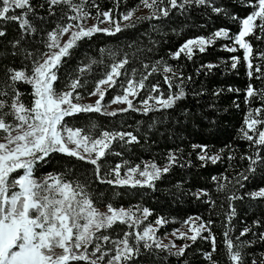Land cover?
Segmentation results:
<instances>
[{"label":"trees","instance_id":"obj_1","mask_svg":"<svg viewBox=\"0 0 264 264\" xmlns=\"http://www.w3.org/2000/svg\"><path fill=\"white\" fill-rule=\"evenodd\" d=\"M177 4L183 7L172 8L169 0H158L154 14L141 0H71V6L30 0L31 11L10 10L8 15L22 16L31 27L24 30L16 21H0V31L5 33L0 37V101L6 105L3 111L10 112L17 93L21 103L32 106V85L23 80L14 82L11 76L15 71L31 76L36 63L48 52L49 34L75 23L69 19L77 15L72 7L82 6L97 25L105 21L102 13L108 12L110 30L114 32L118 24L121 31L114 35L97 32L77 41L56 69L53 86L57 93L66 92L71 81L79 79L81 86L76 93L79 100L85 99L113 64L127 60L116 85L105 90L101 112L78 113L66 117L65 123L94 138L104 131L130 133L137 138L136 142L128 143V136L112 142L109 154L98 162L100 179L96 166L61 153L38 161L34 178L42 180L51 174L65 182L84 185L96 208L111 205L135 213H143L146 208L151 213L144 220L146 225L157 219L164 221L156 231L160 237L177 231L190 218L199 217L198 225L203 223L207 228L201 230L195 242L185 244L182 256L155 245L146 249L143 242L137 244L127 224L116 223L96 233L97 237H108L103 244L111 251L125 238V233L129 234V244L139 252L124 264H232L226 240L232 241L233 251L241 253L243 264H264V197L255 195L264 189V144L255 143L259 132L264 131V31L254 26L253 33L245 37L252 49L249 61L244 60L243 50L234 42L242 20L256 9L258 0H208L204 5L196 0H177ZM216 8L220 11H214ZM160 9H167L169 15H161ZM129 11L134 13L131 20H123ZM255 23L259 25V19ZM217 31L227 32L228 36L216 37ZM200 38L212 41L205 45L204 52L195 48L191 59L184 53L175 58L185 42ZM230 48L236 51H229ZM209 64L214 67L209 69ZM165 67L170 71L166 73ZM129 80L144 82L132 107L112 111L116 112L114 116L102 114L107 112L105 106L123 94ZM153 86L158 91H153ZM249 87L255 93L252 97L247 96ZM181 90L184 96L174 99L169 108L153 104L145 113L144 108L137 107L149 96L167 99ZM4 119L9 124L16 123L11 115ZM246 119L259 123L249 130ZM245 133L252 140L246 139ZM170 156L174 160L170 161ZM211 157L218 159L213 162ZM252 160L256 163L252 164ZM151 164L169 168L151 187L106 182L114 181L112 170L117 165L124 171ZM22 174L21 170L13 176ZM245 229L248 231L241 236ZM213 238L216 251L209 261L206 254L212 252ZM101 240L94 239L90 248ZM100 254L90 259H97ZM108 260L109 256H105L97 264H107Z\"/></svg>","mask_w":264,"mask_h":264},{"label":"snow or ice","instance_id":"obj_2","mask_svg":"<svg viewBox=\"0 0 264 264\" xmlns=\"http://www.w3.org/2000/svg\"><path fill=\"white\" fill-rule=\"evenodd\" d=\"M84 2L85 0H82V3ZM48 3L50 5L63 3L71 6V0H48ZM141 3L145 8L153 10L155 14L158 0H141ZM196 3L204 5L208 3V0H196ZM169 4L172 8L183 7V5L177 4V0H169ZM12 9L31 11L30 0H0V21H16L21 29L29 30L31 26L27 19L22 16L8 15ZM72 11L77 15L69 17L71 20L87 18L89 15L83 11L80 5L72 7ZM214 11L219 12L220 9L216 8ZM133 14V11H129L123 16V20L130 21ZM160 14L167 17L169 12L167 9H160ZM102 15L106 21L112 22L108 12H104ZM257 19L260 21L259 25L255 23ZM254 26H258L261 31H264V0H258V6L242 20L241 30L235 36L234 42L244 49L245 61H249L252 52L249 43L245 42V37L253 33ZM73 27V25L59 27L58 32L49 34V49H58V51L46 53L43 62L36 63L31 76H26L23 71H15L11 76V80L14 82L23 80L32 85L34 89L32 106L29 108L21 103L18 93L16 100L10 105V112L3 111L6 105L0 101V133H4L2 137L4 142H0V264H69V261L97 264L98 260L105 259L107 253H102L97 259H90L87 254L88 246L93 243L94 239L108 240L107 236L97 237V232L101 229L111 228L117 222L127 224L128 227L138 226L140 223L139 219H133L135 213L131 209L117 210L108 205L106 213L98 211L94 207L90 194L85 191L84 185L65 182L61 177L51 174L43 180L34 178V165L38 161H44L52 153H61L96 166V175L100 179L98 162L109 154L108 150L112 142L116 139L124 140L125 136L129 138L128 143L136 142L137 139L130 133H109L107 131L94 138L82 129L66 126V117L82 112H101V101L104 99L106 90H101V86H115L117 78L122 74L120 69L128 63L127 60H123L113 64L106 76L97 82L96 90L91 93V95H99V99L94 105H81L74 102V100L81 99L80 95L76 93L77 88L81 86L79 79L71 81L68 85L69 91L57 93L53 86L57 80L56 69L61 65L62 58L70 55V49L76 45L77 41L91 37L97 32L114 35L121 31L118 24L114 32L95 25L88 28L75 25L78 30L70 32ZM69 33V39L61 45L59 35ZM4 35L5 33L0 31V37ZM215 36L226 37L228 33L217 31ZM210 43H212L211 39L207 41L203 38L188 40L175 53V58H179L181 53H184L191 59L195 48L198 47L200 52H204L205 45ZM228 50L236 51L235 48ZM247 66L250 69L253 67L250 62ZM207 67L211 69L214 65L209 64ZM232 67L235 68L236 63H233ZM80 71H84V69H80ZM164 71L167 73L170 69L165 67ZM143 79L146 80L147 76ZM165 81L171 86L168 77L165 78ZM137 88H144L143 80L138 84L129 80L124 89V95L117 96L112 103H124L128 105V108H131L132 101L128 97L135 96ZM152 90L158 91V88L153 86ZM254 94L253 88L249 87L247 96L252 97ZM183 96L184 92L181 90L175 97L156 99L158 104L169 108L173 105L174 99L178 100ZM151 99L153 97L149 96L147 100L143 101L145 113L150 110L148 100ZM127 110L123 109L122 111ZM102 114L114 116L116 112ZM8 115L14 118L15 124L6 122L4 117ZM245 123L248 125V129L252 130L259 121L246 119ZM245 137L252 140V136L247 133H245ZM255 143L264 144V131L259 132V139ZM200 158L205 159V156ZM211 159L215 162L218 157H211ZM169 160H174V157L170 156ZM251 163L255 164L256 161L252 160ZM21 170L22 175L13 176V173H18ZM112 171L117 179L116 181H106L107 183L119 185L131 183L132 186L151 187L153 181L159 179L162 173H167L169 168L160 169L155 164L146 165L144 170L139 171V175L145 177L143 181H133L131 176L127 179H120V165H117ZM137 171V168L130 169V172L133 173ZM255 195L264 197V189ZM149 215H151L150 211L146 208L143 209V217L146 219ZM198 219L199 217L196 218V220ZM155 223L161 225L164 221L157 219ZM185 223L189 224V232L193 234L187 236L186 233H181V236H187L193 242L197 240L201 230L207 231L203 223L193 226L194 221L191 218ZM247 231L245 229L241 232V236L245 235ZM127 237L128 234L125 233V238L118 242L123 247L116 248L115 255L107 261V264H124L134 254H138L139 249L131 246ZM135 239L137 244L143 241V247L146 249H151L153 244L156 248L166 249L168 247L155 240V230L152 227H145L143 233L138 234ZM186 247L187 245L179 248L175 255L182 256ZM226 247L232 264H243L241 253L233 251L234 245L231 240H226ZM57 249L61 251L58 252ZM215 251L216 242L213 238L212 252L206 254V259L212 261V253ZM98 252H101V248L97 244L95 251L90 255L96 256Z\"/></svg>","mask_w":264,"mask_h":264},{"label":"rangeland","instance_id":"obj_3","mask_svg":"<svg viewBox=\"0 0 264 264\" xmlns=\"http://www.w3.org/2000/svg\"><path fill=\"white\" fill-rule=\"evenodd\" d=\"M70 25H73L74 26L72 29H70V32L71 31H77L78 30V28H76L75 25H80V26L85 27V28H88V27H91V26L95 25V26H98L99 28H107V29H110V26H109V22L108 21L105 20L102 24L97 25L96 23H94V21L92 19H90L88 17L87 18L77 19V20H75V23H72ZM69 36H70V33L69 34L59 35V42H60V44L62 45L64 42H66L69 39ZM49 43H50V41H49ZM242 50L244 52V49H242ZM50 51H58V49H48V52L47 53H49ZM45 58H46V56L44 55L39 63H42ZM107 88H108V86H106V85H102L101 86V90H105ZM138 90H139V88L136 89V93H137ZM123 95H124V92H123V94L121 96H123ZM135 96H129L128 99L131 100V101H133L134 98H135ZM97 99H99V95H90L89 97H87L85 99H82V100H79V101H74V102L75 103H78V104H81V105H94ZM112 101L107 106H105V110L107 112L119 111V110H123V109L128 108V105L127 104H124V103H115L114 104V103H112ZM153 104L160 105V104L157 103V99L148 100V106H151ZM101 105H102V103H101ZM137 107L145 108V105L143 104V102H141V103H138L137 104ZM3 135H4V133H1L0 134V142H4L3 139H2ZM145 166L144 167H141V168L135 167L138 170L135 173L130 172V169L124 170V171H121L120 170V179H127L129 176H131V178H132L133 181H135V180H141V181H143L145 179V177L140 176L139 175V171L144 170L145 169ZM163 168L164 167H161L160 169H163ZM149 171H151V169H149ZM112 179L114 181H116V179H117V177H116V175H115L114 172H112ZM129 184H131V183H129ZM14 190H18V189H14ZM96 209L98 211H100V212H105V213L107 212V207H105V208H96ZM117 210H119V209H117ZM124 210H126V209H124ZM133 219H139L140 220V223H139L138 226L137 225H133L132 227H129L132 230V232H133L132 237H133L134 240H136L135 237L138 234H142L143 233V229L145 227H152L155 230V240L157 242H159L161 245L168 246L166 249H168V250H170L172 252H177L179 248L184 247V245L190 241V239H188L187 236H190V235L193 234L192 232H189V224L184 223L177 231H175V232H173L171 234L165 235L163 237H160V236H157L156 235V231L158 230V228L160 227V225H157L156 223L151 224V225H146L144 223L145 218L143 217V213H135V216H134ZM193 221H194L193 226L198 225V223H197L196 220H193ZM117 223H119V222H117ZM129 223H132V221H129ZM107 229L108 228L101 229V230H107ZM181 233H186L187 236L182 237L181 236ZM101 236L103 237V235H101ZM141 242H143V241H141ZM103 243H104V240L102 239L101 242H98L97 244L101 248V253H107L106 256H109V259L113 255H115V251H116V248L117 247H123L122 244H118L116 246V248H114V250L111 251V249L108 248V246L107 245H104ZM149 243H152V241H149ZM90 245L88 246V253L87 254H89V256L91 258L92 256L90 254L93 251H95V247L96 246H91V248H90ZM153 245H155V244H153ZM173 245H175V247H172ZM57 251L59 252L61 250L57 249Z\"/></svg>","mask_w":264,"mask_h":264}]
</instances>
